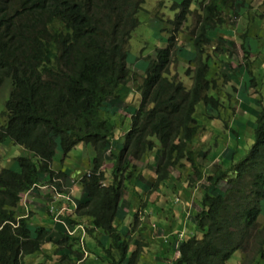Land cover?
Returning a JSON list of instances; mask_svg holds the SVG:
<instances>
[{"label":"trees","instance_id":"trees-1","mask_svg":"<svg viewBox=\"0 0 264 264\" xmlns=\"http://www.w3.org/2000/svg\"><path fill=\"white\" fill-rule=\"evenodd\" d=\"M195 2L182 0L174 6L180 8L178 28L194 17L188 28L189 43L182 46L193 57H172L171 38L168 48L157 50L142 75H136L127 64V51L146 0H0V88L8 81L11 90L5 104L7 113L13 111L6 126H0V145L9 141L40 158L37 165L30 158H18L27 176L0 173V264H65L63 258L53 261V255L58 257L66 245L63 240L71 237L64 234L66 237L60 240L53 239L47 230L39 228L32 238L26 219L16 217L13 208L19 193L28 190L42 193L45 202V192L35 187L49 170L54 152L60 149L67 155L80 143L91 145L95 156L90 170L80 176L83 199L71 220L74 224L77 219L83 221L95 243L91 254L99 260L102 254L108 256L111 247L119 256H112L110 264H122L129 244L137 245L142 233L148 231L147 221L134 219L132 239L129 229L121 232L117 222L124 203L136 209L140 200L135 204L134 199H125L129 195L127 187L142 181L144 172L151 168L148 173L156 176L145 182L152 181L150 190L161 196L176 197L175 190L182 191L183 173L189 172L190 179L197 181L206 174L207 185L195 202L200 208L195 217L200 235L190 229L187 239L178 245L172 243L168 249L172 253H166L167 246L162 248L159 243L148 246L150 253L158 259L166 258L168 264H226L237 252L251 246L246 264L251 260L264 264V236L257 240L253 234L264 200V92H252L256 109L249 111L256 118L246 155L236 163L234 152L220 160L218 145L209 143L210 137V142L220 140L212 134L218 119H212L215 121L210 131L202 136L204 125L197 119L202 113L198 107L202 103L204 113L207 105H219L218 94L211 93L217 85L215 78L209 79L210 61L216 62V68L227 73L224 80L230 81L236 70L228 71L232 62L228 63L227 53H240L246 58L248 51L243 38L241 48L233 39L209 44L208 29L214 22H221L217 17L218 0ZM234 2L237 12L240 7L246 12L253 10L249 0ZM237 12L233 14L236 17ZM260 17L263 21L264 14ZM249 23L237 26L242 30ZM257 24H261L260 18ZM246 31L241 36L245 37ZM211 47L216 57H211ZM172 66L176 73L170 70ZM187 78L189 87L185 85ZM129 84L135 93L125 99ZM127 108L132 109L131 115L126 113ZM106 111L109 116V111H119L125 121L130 120L120 154L109 155L113 162L108 185H104L108 176L102 168L108 158L105 151L114 141V125L103 117ZM221 126L222 135L234 132L223 123ZM77 176L72 178L76 180ZM135 196L136 191L131 198ZM134 212L127 211L123 219ZM166 219L170 224L163 227L168 232L175 221L173 213ZM153 224L159 227L155 221ZM151 226L150 236L156 231ZM47 243L55 245L47 259L42 263L29 260Z\"/></svg>","mask_w":264,"mask_h":264},{"label":"rangeland","instance_id":"rangeland-1","mask_svg":"<svg viewBox=\"0 0 264 264\" xmlns=\"http://www.w3.org/2000/svg\"><path fill=\"white\" fill-rule=\"evenodd\" d=\"M182 0H146L145 5L143 6L144 11L139 13V21L140 25L136 27L135 32H131V40L129 42V49L127 51V64L128 66L132 67L134 70L132 73L136 75H141L144 68H145V60L142 58L147 56L152 49H154L156 46H163L165 45L167 38L166 35L163 33V29H166V26L168 25L167 20L171 19L173 17V13L180 12V8L173 9L172 5L173 4H180ZM161 2L160 7L158 8V11L154 13V11L157 9V6ZM199 0L195 2V4H198ZM251 9L253 10H247L246 12V19L245 17H242L241 19H232L231 21L230 17H226V21L228 22V25L223 27L218 28V32L220 35H225L227 37H230V39H233L236 41L238 46L240 47L242 41L240 40L243 38V41L245 42V50L248 51V56L246 58L241 57L240 53H227V61L232 62L229 63L231 67H234L236 63L238 64L241 61V64L238 65V69L236 71H232V81H224L223 75L227 73L222 72L218 68H216L218 65L216 62L213 60L210 61V70L211 73L209 75V79L215 78V83L216 85H220L221 89L219 91V95L223 98V96L226 95L227 91L229 92V95H231V101L229 102L230 105L228 104L226 109H223L219 107L220 114H221V119L224 118V123L228 124L229 127L231 128V136L230 137H225L222 135V133L219 132V130L222 129L221 122H217V125H213V133L215 136L218 135L216 138H220V140L215 143V138L210 142L209 138V143L210 145L215 144L218 145V156H222L224 153L226 154V151L224 150L228 149L230 153H235V162H238L241 158H243L247 151L249 146L252 143V137H253V131L251 130V127L253 126V123L255 122V119L253 117V113L249 110L256 109L254 102L251 100L253 98L252 92L258 91L259 89L263 90L264 92V30H262L263 25H264V18L263 21L261 19V14H264V0H249ZM194 4V3H193ZM192 4V5H193ZM246 11V8L241 7V12ZM152 14L158 15V17L161 19V21H157L152 17ZM193 20L187 19L186 23L183 26V31L178 34L177 36V42L180 43L183 41V43L187 42V35L190 33L189 32V27L193 25L194 22V17L192 16ZM260 18L261 24L258 25L257 21ZM241 23L245 25V23L250 22L247 26H245V29H240L239 26H236L237 23ZM246 28L248 30L246 31ZM216 29L211 31V36L209 38L210 43L209 44H214L216 45L218 41V35L217 33H214ZM245 33V37L241 36ZM163 38L161 41L159 40L160 38ZM218 37V38H217ZM224 38V37H223ZM212 48L210 49V55L211 57H216L217 53L212 52ZM241 48V47H240ZM241 54L242 50H241ZM178 57H193L192 54H186L184 52L179 53ZM172 72L176 73V67L172 66L170 68ZM213 70V71H212ZM212 73H217V76H214ZM230 84V88L226 87V84ZM233 83L235 86H233ZM185 85L189 87V82L188 78L185 82ZM226 87V88H225ZM251 87L250 90H247V88ZM7 86L5 85L4 91H6ZM237 90V91H236ZM135 93V90L131 84L126 86V91L123 94V97L125 99H129L131 95ZM236 93V94H235ZM8 92L5 93L3 92L0 94V114L4 109V103L7 99ZM228 101V99H227ZM223 102V101H222ZM240 103L238 108L231 110V107H235L237 103ZM243 104H242V103ZM137 104V103H136ZM132 106V105H131ZM230 107V108H229ZM122 109H124L123 106H121ZM202 109V104H199L198 111ZM244 112L245 114L240 113ZM127 113L131 115L132 109L127 108L125 110ZM223 113V115H222ZM239 113V114H238ZM238 114V115H236ZM236 115V116H235ZM201 124L203 123H209V120L202 119V118H197ZM1 121V118H0ZM215 121V120H214ZM232 121H235V124L232 123ZM129 125H124L121 126L120 128H116L113 131V135H116V137L124 136L125 132L128 130ZM227 129V127H226ZM205 135V129L202 131V136ZM247 138L250 139L249 143L246 142ZM206 139V138H204ZM122 149L123 144L121 138L119 139V142L117 143ZM8 148H12V144H8L7 149L0 148V154H6V156H10L13 151H11ZM14 148H17L18 150L16 153L13 152L12 155H23L22 149L18 146H14ZM213 149L217 148L212 147ZM90 146L89 148H83L82 145L79 147H76L75 149L71 150L67 156H63L61 153V150H57L58 154L54 156L53 161H52V166L56 169L59 170H66V173L68 176L74 177L77 176L78 174H83L87 169H88V159H92V154L90 152ZM229 156V154H228ZM18 157V156H16ZM11 157L4 159L0 158V168H8L14 170L15 165V158ZM222 161H224V156L221 157ZM124 166V165H122ZM110 167V165L107 163L106 164V173L108 174V180L110 179V171L107 170ZM224 167L227 168L229 167V164L227 161L224 162ZM17 169V167H16ZM147 172H152V169H148L144 175V179L142 180L143 185L140 183H137V187L140 189L141 194L144 196V204H152V203H157L161 204L162 207H164L165 212L163 211L161 206L155 205L154 209H152V216L150 219L155 221L159 227L157 228V231H163L165 232V229L163 226H169L170 221H166L165 217L169 216V213H173L172 211L175 210V222L177 223V226L184 229V230H190V229H198L197 223L195 222V217L197 215V209L195 206L190 207L188 209L185 205L186 201V194L184 193L183 196L178 199V201L175 200L174 196H157V194H154L152 192H148V189L146 188V182L145 179L148 177ZM189 173V172H188ZM188 173H183L181 175L180 181L185 183L186 185H192L193 181L190 179V176ZM78 177V176H77ZM77 183V182H76ZM195 185V184H193ZM129 195L132 192V187L129 186ZM161 195V194H160ZM35 197L42 198L43 199V194L38 192L35 193ZM25 200L21 202L20 208L18 209V214L21 216L24 215H29L30 212H38L41 214V218L37 217L33 222L30 224L36 225V224H41L46 223L44 221L47 217V204L42 203L41 201H34V198L32 197V194L24 196ZM128 198V197H126ZM167 198V202H166ZM129 204L125 203V205L120 207L118 217L119 219H123L126 214L125 210L128 211ZM140 209V208H138ZM136 209V211L138 210ZM138 212V211H137ZM136 212V214H137ZM146 215H143L142 209H141V214L140 217H144V221H147L150 224V220H148L147 217V212H145ZM261 216L257 220V224L254 228L253 234L255 236V239L261 240L262 237L264 236V233L262 230H264V201L261 202ZM65 213H63L64 215ZM135 214V215H136ZM73 215L70 214V218H72ZM61 217V216H60ZM134 214L128 215L126 222L124 220L121 221V223L125 222V226H127V222L132 224V229H133V224H134ZM74 219V218H73ZM139 219L138 214L136 220ZM48 221V220H47ZM50 222V221H49ZM76 222H83L81 219H77ZM136 222V221H135ZM169 222V223H168ZM137 223V222H136ZM51 224H48L49 228ZM54 226V225H53ZM130 224L128 225L129 229ZM146 230L150 229V226L146 225L145 226ZM152 229H154L152 227ZM167 229V228H166ZM56 230H61V226L57 225ZM136 228L134 227L135 231ZM172 231L173 229L170 228ZM147 232V231H146ZM198 232L199 229H198ZM160 233H158L159 235ZM51 236L54 239H59L58 237L60 236L59 234L53 233ZM85 239H88V237H85ZM153 244H158V241L155 240ZM55 249V245L53 243H47L44 244L42 247V250L40 253L36 254L33 258H29V260H34L36 263L40 262L42 263L46 258V255L50 253ZM137 247H129L126 250V253L130 252H135ZM46 252V254H45ZM117 254L118 252L115 251ZM165 254V249L163 251ZM62 254H66V252L60 253L59 256ZM103 259L100 258L99 261H95L94 257L91 258L88 261V264H106L107 261L111 260V257L102 254L100 255ZM159 257V256H158ZM147 262H142L141 264H155L157 259H155V254L150 253L149 251L147 252ZM60 258L53 255V261H58ZM167 261L166 258L161 259L159 257V261L156 264H165ZM50 263V262H49ZM228 264H240L241 263V258H240V253H236L233 255L232 259H230ZM131 264V263H130ZM251 264H253V261L251 260ZM258 264V263H256Z\"/></svg>","mask_w":264,"mask_h":264},{"label":"clouds","instance_id":"clouds-1","mask_svg":"<svg viewBox=\"0 0 264 264\" xmlns=\"http://www.w3.org/2000/svg\"><path fill=\"white\" fill-rule=\"evenodd\" d=\"M208 1L209 0H204L205 3H207ZM158 6H157V9L154 11V13H156V11H158ZM174 6H176V5L173 4L172 8L176 9ZM143 11H144V9H143ZM235 11L237 12L234 0H218V14H217V17L221 20V22L220 23L217 22V21L214 22V24L212 25L214 27L212 29H210V28L208 29L209 38L211 36V31L216 29L214 31V33H217L218 37H220V38L217 37L218 39H223V40H227V41L230 39V37H227L225 35H220L217 30L220 27L224 26V28H225V26L228 25V22L226 21V17H230L231 21H233L232 20L233 18L234 19H238V18L241 19L242 17L246 16V11L241 12V7H240V9L237 12V14H238L237 17L233 15L235 13ZM178 13H176V12L173 13V17L171 19L167 20L168 25L166 26V29L164 28L162 30L163 33L166 35V38H167V40H165L166 41L165 45L156 46L154 49H152V51L147 56L142 58L143 60H145V68L147 67V64L151 60H154L156 58L157 50H159V49L160 50H164V49L168 48V45L170 43V39L171 38H172L171 49L173 50V56L172 57H178V54L182 53V52H184L186 54H191L190 51H187L186 49L182 48L183 45L189 43V41H188L189 38H190V37H188L189 34L187 35V42L186 43H183V41L180 42V43H176L177 42V36H178V34H180L183 31V26H184V25H182L179 28L177 27L176 18H177ZM202 16H203V14H202ZM152 17L155 20H157V21H161V19L158 17V15L152 14ZM185 23H186V21H185ZM237 25H239V22L237 23ZM162 39L163 38L161 37L159 40L161 41ZM215 50H218L216 46H215ZM176 53H177V55H175ZM239 64H241V61L238 64L236 63V65H234V67L229 66L228 71L237 70ZM129 68L131 69V72H133L134 69L132 67H130V66H129ZM230 81H232V80H230ZM225 84H226L227 88L228 87L230 88V84H227L226 82H225ZM5 85L7 86L6 91H4ZM233 86H235L234 83H233ZM10 90H11V88L9 86L8 81H6L3 84V86L0 88V91L1 92H5V93L9 92ZM220 90H222L220 85H217V90L216 91H211V93L214 94V95H215V93H216V95L218 94L217 95L218 97L215 96V97H217L218 103H219V105L217 107L212 108L210 105H207L206 106V110L203 113V104L201 103L202 104V109L200 110V112L202 111V113L199 114V117L202 118V119L209 120V123H203L202 124V125H204L203 131L205 129V134L206 135L208 134V132L211 129V126L213 124L212 121H214L212 119H214V118L218 119L217 122H221V123L227 125V127H229V125H228L229 123L226 124L223 121L226 116L221 119V114H220L219 107H221L223 109H226L227 105L228 104L230 105L229 102L231 101V95H229V92L227 91L226 95L223 96V98H222L219 95V91ZM7 98H8V96H7ZM227 99H228V101H227ZM125 104L129 105V103H125ZM239 104L240 103L238 102L237 105H235V107H231V108L229 107V108L231 110L236 109V108H238ZM135 105H136V103H135ZM239 111H240V113L245 114L244 112H241V110H239ZM12 113H13V111L7 113L6 104L4 103V109H3V111L0 114V118H1L0 126H4V125L6 126L8 120L12 116ZM109 113H110V116H109L107 111H106V113L104 112L102 115H103L104 118H106V120L108 119L107 121H109L111 124L114 125V127L112 129V132L114 131V129L120 128L121 126H124V125H127V126L129 125V128H130V120L125 121V119L121 116L119 111L118 112L117 111H115V112H110L109 111ZM127 114H129V113H127ZM238 114H236V115H238ZM222 115H223V113H222ZM253 117H254V119L256 118L254 112H253ZM232 123L235 124V121H232ZM254 124H255V122L253 123V126L251 127L252 131H253V128H254ZM129 128L125 132V135L129 131ZM125 135L124 136H120V137H116V135H112L113 136L112 139L114 141H111L112 142L111 149H107L105 151V154H107L108 158L104 161L105 164L103 165V168H102L104 170V174L107 175V176H108V174L106 173V164L108 163L110 165V167L107 170L111 171V168H112L111 167V163L113 162V160H111L109 158V155L111 153H113L114 155H119L120 154V151L122 149H120V147H119V145L117 143L119 142V139L121 138L122 144L124 145V141H125V137H126ZM223 136H225L226 138L230 137L231 133L228 134V135H223ZM215 143L217 144V142H215ZM8 144H12V142L6 141L4 144L0 145V148L7 149ZM80 145H82V143H80L76 147H79ZM14 146L15 145L12 144V148H8V149H10L11 151L16 153V151L18 149L14 148ZM89 146L91 148L90 152L92 154V159H93L95 154H94L92 146L91 145H89ZM89 146H83V148L86 149V148H89ZM18 147H20L22 149V152H23L22 154L23 155H20L21 153L18 154V155H16V154L12 155L13 152H12V154L10 156H6V154H0V158L2 159V161L4 159L7 160V158H9V157H11V159H12L13 157L18 156V157L15 158V165H16L17 169H16V167H14V170L8 169V168H0V173L3 172V173L14 175V176H27V173L25 171H22V169L20 167V164L17 161L18 158H20L22 156H24L25 158H30L36 165L39 163V161H40L39 157H37V156L32 157L30 152H28L27 150H25L21 146H18ZM57 150H59V149H57ZM57 150H56V153L54 152L53 156H56L58 154ZM225 151H226V154L224 153L222 155V157L223 156L225 157L227 154L230 153V151L228 149L224 150V152ZM67 155H65V153L63 154V156H67ZM92 159H88V169L83 174H78V177H77L76 180L73 179L72 177L68 176V174L66 173V170H59V169L54 168L52 166L53 159L50 160L49 170L47 172H45L46 175L43 176L44 177L43 181L41 183H39L37 185V187H35V188H40V189H42L45 192V195H46L45 202H43L42 198H36L34 196V194L38 193V192H35L33 190H31V191L28 190V191H26L24 193H22V192L19 193V195H18L19 200H18L16 206L13 208V211H15V216L16 217L26 219L27 224H28L27 227L29 228L30 231H32V234H31L32 238L35 237L34 231L36 229H39V228H43V229L47 230L50 235L53 234V233L59 234L60 236L58 237L59 238L58 240H60L63 237H66V236L71 237V239H69V240H67V239L63 240L66 243V245L64 247H62V250H61L62 251L61 253L66 252V251H68V253L62 254L61 256H58L60 259L63 258L65 264H88V261L91 258H93V257H94L95 261H99V259L95 255L91 254V250H94L95 243L92 240V238L87 234V232L85 230L84 223L83 222H81V223L75 222V224H74L71 219H73V218L75 219V217L72 216V218H70V214L73 215L75 209L77 208V205L83 199V189L81 188L79 180H80V176L82 177L85 173H87L90 170ZM233 163H236L235 160L233 161ZM0 167H1V164H0ZM203 171H204V169H203ZM145 173H146V171L144 172V175H145ZM205 175L206 174H201L200 175L201 176V181H197L196 179H193L192 181H193V184H195V185H193V184L192 185H186L185 183L180 181L181 186H182L181 187L182 191L180 192V191L175 190V192L177 193V195L175 197V200L178 201V199H180V197L183 196L184 193H185L186 194L185 205L189 206L187 208L190 209V207H192V206L196 207L195 202L198 200V198L201 195V193L205 192L204 191V186L207 185V177ZM154 176H156V175L148 173V177L147 178H151V177H154ZM262 178L264 179V176H262ZM137 183H140V184L143 185L142 181L134 182L135 187H132L134 184L133 185L132 184L129 185V186H131L133 188L132 192L130 193V195L127 194L126 197H128V198H126V197H124V198L128 199V200L134 199L135 200V204L137 202V199H140L139 203L136 206V209H138V208H140V209H138L137 210L138 212H137L135 207L131 203L127 202V204H129L128 211L132 213L135 210L134 215L137 212L138 217H139V219H137V222L144 221V219H143L144 217H140L141 209H142L143 215H146L145 212H147L148 220H150V224L152 225L151 227H153L156 231H155V233L153 235L150 236V231H149L150 229H148V231L146 233H142V236L138 240L139 242H138L137 245H135L133 243L129 244V247H137V249L135 250V252L126 253L127 257H126V259L124 260V262L122 264H130V263L131 264H141L142 262H147L148 261L147 252L149 251L148 246L149 247L153 246L154 245L153 242L155 240L158 241V243L162 246V248L167 246V252L166 253H168L169 252L168 249H170L172 247V243L175 242L174 245H178L180 241H183V240H185V239H187L189 237L187 234H189V232H190V230L188 231V230H184V229L178 227L177 223L174 221V222H172V229H173L172 231L168 230V232L167 231L166 232H161L159 234L160 236H158L157 228L153 224L154 221L151 220L150 218L153 217L152 216V209H154L155 205H157V206H160V205H158L157 203L144 204L145 199H144V196L141 194L140 189L137 187ZM108 184H110V180H108V177H107L106 178V182H104V185H108ZM152 185H153L152 181H150L146 185V188L148 189V192H151L150 189H153ZM128 187H127V189H128ZM200 190H203V192H199ZM134 191H136V196H135V198H131V196H132ZM30 194H32V197L34 198V201H41L42 203H46L47 204L46 207H47V214L48 215H46L47 218L44 220V221H46V223L42 222L41 224L38 223L36 225L30 224L37 217L41 218V214L38 213V212H33V213L30 212L29 215H24V216H21V215L18 214V209L20 208V204H21L22 201L25 200L24 196H27V195H30ZM158 194H160V193H158ZM170 195L171 194H169L167 196L169 197ZM139 196H140V198H138ZM171 196H173V195H171ZM124 198H123V200H124ZM262 201H264V200H262ZM161 207H162V205H161ZM162 209L165 212V209L163 207H162ZM196 209H197V214H198L199 211H200V208L198 207ZM125 211L127 212V210H125ZM172 212H173V215H174V218H175V215H176L175 214V210L172 211ZM63 213H65V214L63 215ZM32 218H34V220H32ZM136 218H137V215L135 216L134 219H136ZM166 218L167 217H165V219ZM121 221H122L121 219H118V222H117V225L120 227V231L122 232L123 229L128 228V225L130 224V226H129V236H131L132 239H134L135 231H133L134 227L132 229V224L128 222L129 224L127 226H125V222L121 223ZM124 221H126V220H124ZM166 221H167V219H166ZM48 224H51V226L49 228H46V227H48ZM150 224H148V226H150ZM57 225L61 226V230H58V231L56 230V226ZM196 232H197L198 235H200V232H198L196 229H194L193 233H196ZM162 233H165V234L161 235ZM64 234H66V236ZM175 236H176V239H174ZM85 237H88V239H85ZM250 248H251V246L247 247L245 251L237 252V253H240V258H241V263L240 264H246L247 253L250 250ZM41 250H42V248H41ZM40 252H38V253H40ZM169 253H172V252H169ZM45 254H46V252H45ZM68 256L70 257V259L67 258ZM108 256L111 257V258H112V256H115L117 258L119 256V254H117L115 252V250H113L110 247ZM155 259H157V261L155 262V264H156L159 261V259L157 257H155ZM110 262L111 261H107L106 264H110ZM165 264H168L167 261L165 262ZM226 264H228V263H226Z\"/></svg>","mask_w":264,"mask_h":264},{"label":"bare ground","instance_id":"bare-ground-1","mask_svg":"<svg viewBox=\"0 0 264 264\" xmlns=\"http://www.w3.org/2000/svg\"><path fill=\"white\" fill-rule=\"evenodd\" d=\"M152 193H154V194H157V196H159V197H161V195L160 194H158L157 192H155V191H153V190H150ZM199 192H203V190H200ZM166 202H167V198H166ZM164 208V207H163Z\"/></svg>","mask_w":264,"mask_h":264},{"label":"crops","instance_id":"crops-1","mask_svg":"<svg viewBox=\"0 0 264 264\" xmlns=\"http://www.w3.org/2000/svg\"><path fill=\"white\" fill-rule=\"evenodd\" d=\"M125 214H126V212H125ZM127 216V215H126ZM125 216V217H126ZM126 222V221H125ZM127 224H129L128 222H127ZM163 234H165V233H162L161 235H163ZM156 235V234H155ZM158 236H160V235H158ZM66 253H68V251H66Z\"/></svg>","mask_w":264,"mask_h":264}]
</instances>
